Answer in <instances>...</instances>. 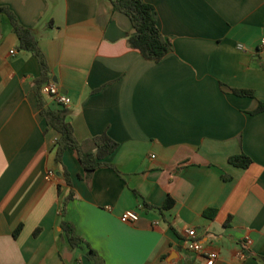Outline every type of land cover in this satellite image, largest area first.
Here are the masks:
<instances>
[{"label": "crops", "instance_id": "crops-1", "mask_svg": "<svg viewBox=\"0 0 264 264\" xmlns=\"http://www.w3.org/2000/svg\"><path fill=\"white\" fill-rule=\"evenodd\" d=\"M142 1L173 48L158 63L128 47L134 29L110 0H0L70 99L57 104L46 84L45 106L66 109L84 150L104 133L118 144L106 159L115 171L86 177L73 150L55 163L39 60L0 14V264H93L70 249L62 220L105 264H264V111L253 114L264 105V0ZM111 22L124 38H104ZM239 154L250 167L228 163ZM128 210L133 224L120 220ZM188 228L203 253L186 250Z\"/></svg>", "mask_w": 264, "mask_h": 264}, {"label": "trees", "instance_id": "trees-1", "mask_svg": "<svg viewBox=\"0 0 264 264\" xmlns=\"http://www.w3.org/2000/svg\"><path fill=\"white\" fill-rule=\"evenodd\" d=\"M114 12L126 16L132 26L133 32L128 35L126 40L128 47L142 56L144 60L154 63L160 62L169 52L172 51L171 42L164 38L157 26L154 9L150 4L142 0H110ZM0 14L6 15L13 32L18 40V50L30 53L36 56L40 64V77L35 82V95L37 98L38 108L41 116L46 122L47 128L56 131L58 139L56 142L55 163H61V156L67 150L76 151L78 162L86 177H89L99 168L109 167L114 171L106 159L118 149V144L109 138L105 133L92 139L93 151H86L82 145L75 139L72 126L67 120V111L64 108L52 110L45 106L42 100L41 89L48 84V71L44 57L40 53L37 41L33 33L23 28L17 22L15 16L7 8L0 7ZM232 93L239 97H253L251 91L232 90ZM264 111V105H259L253 114ZM228 163L237 168L246 169L252 164V160L244 155L239 154L228 159ZM65 181L70 185L68 175L65 174ZM134 193V192H133ZM135 195V193H134ZM145 205V204H143ZM169 205V202H168ZM167 209V206L164 207ZM60 230L68 246L72 250H85V257L93 264H105L95 250L81 237L75 233L74 227L65 221L60 222ZM14 237L19 233L17 229Z\"/></svg>", "mask_w": 264, "mask_h": 264}, {"label": "built area", "instance_id": "built-area-1", "mask_svg": "<svg viewBox=\"0 0 264 264\" xmlns=\"http://www.w3.org/2000/svg\"><path fill=\"white\" fill-rule=\"evenodd\" d=\"M262 45H264V42H262ZM14 53L16 52L12 51L11 54ZM43 91L57 104L62 105L63 107L69 106L70 99L62 94L54 84H47L43 87ZM49 175H51V173ZM120 220L126 224H133L138 220V214L134 210H128L120 216ZM185 234L186 238L184 240V245L186 250L197 254H201V252L203 253L204 247H202L201 243L198 241L195 231L191 228H188L186 229ZM214 262V256H209L205 260V264H214Z\"/></svg>", "mask_w": 264, "mask_h": 264}, {"label": "water", "instance_id": "water-1", "mask_svg": "<svg viewBox=\"0 0 264 264\" xmlns=\"http://www.w3.org/2000/svg\"><path fill=\"white\" fill-rule=\"evenodd\" d=\"M125 34L117 28L115 22H111L105 32L104 38L108 41H116L120 38H124Z\"/></svg>", "mask_w": 264, "mask_h": 264}]
</instances>
